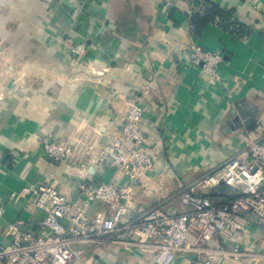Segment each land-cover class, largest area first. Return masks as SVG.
I'll return each mask as SVG.
<instances>
[{"label":"crops","instance_id":"1","mask_svg":"<svg viewBox=\"0 0 264 264\" xmlns=\"http://www.w3.org/2000/svg\"><path fill=\"white\" fill-rule=\"evenodd\" d=\"M209 2L230 10L246 36L211 21L194 34L190 16L204 0H0V245L18 218L48 232L44 212L22 191L26 184L47 179L74 202L85 199L80 175L126 184L114 166L54 164L39 141L46 133L76 138L96 152L119 131L126 100L145 87L142 127L154 167L136 189L133 214L154 205L182 210V189L226 158L247 156V141L264 134V0ZM69 35L87 43L85 60L62 45ZM191 41L222 51L218 80L190 62ZM216 190L228 199L238 194L225 184L209 194ZM102 208L90 205L91 212ZM240 220L249 234L230 243L258 248L263 226ZM73 247L81 259L71 264H155L151 251L113 243L107 234Z\"/></svg>","mask_w":264,"mask_h":264},{"label":"built area","instance_id":"2","mask_svg":"<svg viewBox=\"0 0 264 264\" xmlns=\"http://www.w3.org/2000/svg\"><path fill=\"white\" fill-rule=\"evenodd\" d=\"M62 45L77 60L87 57V43L72 35ZM186 49L193 65L212 80L219 79L217 66L226 62L220 49H206L192 41ZM103 70L95 74L101 75ZM147 92L145 87L126 100L119 131L96 152L87 141L58 140L49 133L41 136L39 147L54 164L80 171L87 170L89 161L114 166L126 184L80 175L77 187L85 197L82 202L72 201L47 179L26 184L22 191L44 212L41 223L48 232L36 233L23 218L9 223L6 233L10 241L0 245V264H71L81 259L73 244L96 240L101 234L127 248L151 251L155 264H264V239L256 249L229 241L237 233L249 234L240 217L264 228V134L247 141L245 158L230 156L182 189V210L154 205L133 214L136 189L145 185L154 167L142 127L141 97ZM221 184L238 194L226 201L210 198V190ZM201 189L207 193L198 192ZM93 201L103 203L104 208L91 212Z\"/></svg>","mask_w":264,"mask_h":264},{"label":"trees","instance_id":"3","mask_svg":"<svg viewBox=\"0 0 264 264\" xmlns=\"http://www.w3.org/2000/svg\"><path fill=\"white\" fill-rule=\"evenodd\" d=\"M204 2L205 4L203 5V9L190 16L191 29L194 34H200L203 28L209 23V21H211L216 22L239 37L246 36L248 29L234 20L230 10H223L216 5L211 4L209 0H204ZM207 5H209V7ZM208 196L214 200H216L215 197L217 198L220 196L219 198L222 199V201L229 198L228 195H219L217 190L212 194L208 193Z\"/></svg>","mask_w":264,"mask_h":264}]
</instances>
